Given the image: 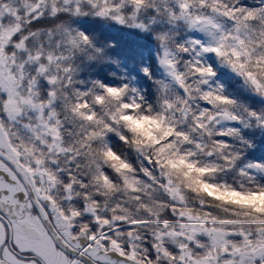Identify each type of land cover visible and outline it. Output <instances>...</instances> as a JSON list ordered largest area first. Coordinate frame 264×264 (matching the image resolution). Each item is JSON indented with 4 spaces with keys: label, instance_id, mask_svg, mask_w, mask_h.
Masks as SVG:
<instances>
[{
    "label": "snow or ice",
    "instance_id": "1",
    "mask_svg": "<svg viewBox=\"0 0 264 264\" xmlns=\"http://www.w3.org/2000/svg\"><path fill=\"white\" fill-rule=\"evenodd\" d=\"M0 264H264V0H0Z\"/></svg>",
    "mask_w": 264,
    "mask_h": 264
}]
</instances>
